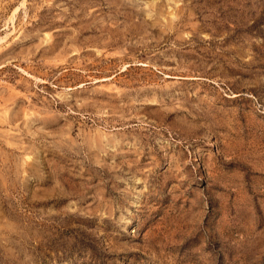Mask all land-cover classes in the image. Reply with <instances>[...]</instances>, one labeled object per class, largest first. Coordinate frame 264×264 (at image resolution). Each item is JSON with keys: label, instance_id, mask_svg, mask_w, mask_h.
Listing matches in <instances>:
<instances>
[{"label": "rangeland", "instance_id": "374dc122", "mask_svg": "<svg viewBox=\"0 0 264 264\" xmlns=\"http://www.w3.org/2000/svg\"><path fill=\"white\" fill-rule=\"evenodd\" d=\"M0 264H264V0H0Z\"/></svg>", "mask_w": 264, "mask_h": 264}]
</instances>
